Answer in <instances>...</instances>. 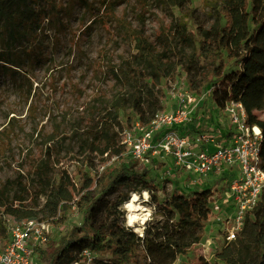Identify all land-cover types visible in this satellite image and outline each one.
I'll return each mask as SVG.
<instances>
[{
	"label": "trees",
	"instance_id": "1",
	"mask_svg": "<svg viewBox=\"0 0 264 264\" xmlns=\"http://www.w3.org/2000/svg\"><path fill=\"white\" fill-rule=\"evenodd\" d=\"M81 2L97 18L99 10L86 0ZM98 2L103 8L100 13L112 17L110 1ZM206 7V18L193 7L180 13L175 25L178 38L196 47L179 66L187 86L196 92L209 90L218 109L231 101L241 104L246 123L261 132L264 169V0H208ZM60 12L57 0H0V76L15 79L23 72L28 78L30 43L48 14L57 17ZM134 45L143 57L141 64L150 71L140 74L135 61H126L124 77L131 82L148 80L147 85L133 84L129 96H121L105 112L87 117L85 127L74 132L70 151L76 153L71 158L79 181L60 165L58 155L63 149L54 152L49 147L13 175L0 179L3 245L9 241L10 221L35 218L57 225L67 219L73 206L79 213V223L36 249L37 264H71L81 259L84 249L93 253L89 264H173L179 257H187L202 239L213 191L202 188L185 193L174 187L158 201L150 172L139 169L131 155L126 160L122 157L120 113L129 108L137 121L147 123L161 108L154 89L169 71L166 50L156 53L153 45L140 37H135ZM111 157L116 162L108 164ZM97 165L104 166L98 169ZM136 189L147 190L161 214V219L144 227L142 235L121 223L115 213ZM193 264H264V192L246 213L235 238L224 240L215 252L214 261L199 255Z\"/></svg>",
	"mask_w": 264,
	"mask_h": 264
},
{
	"label": "rangeland",
	"instance_id": "2",
	"mask_svg": "<svg viewBox=\"0 0 264 264\" xmlns=\"http://www.w3.org/2000/svg\"><path fill=\"white\" fill-rule=\"evenodd\" d=\"M57 1L61 12L57 17L48 14L42 22L41 31L30 43L32 49L31 63L27 68L28 78L23 72L17 74L15 79L7 75L0 76V179L13 175L21 165L25 166V163L39 157L49 147L54 152L63 149L61 156L58 155L60 165L67 167L75 181H79L71 158L76 153L70 151L74 132L85 127L87 117L97 116L110 108L119 97L129 96L134 89L133 84L147 85L148 80L131 82L124 77L126 61H135V69L140 74L150 71L140 62L144 60L135 49V37L153 45L156 53L166 50L168 75L161 77L154 89L156 92L158 90L159 111L171 110L175 103L171 96L173 86L195 96L204 95L206 102H209L206 91L196 92L187 86L186 75L179 66L180 62L187 60L196 44H184L175 31L180 13L188 7L195 8V13L202 17H209L206 7L208 0H109L112 17L100 13L103 8L99 0H86L94 10H99L97 18L93 17L92 10L87 9L81 0ZM207 114L201 118L198 131L195 132H217L216 128H211L215 122L213 115ZM216 114L214 118L221 119V125L229 131L230 127L226 126L227 123L230 125L227 115ZM119 119L122 124L119 132L121 140V131L131 127L137 120L129 108L120 113ZM124 150L122 157L126 160L130 154L125 146ZM77 158L80 159V156ZM110 162H116L115 157H111L107 163ZM137 162L138 168L147 169L154 179V194L158 201L165 199L174 187L185 193L202 188L213 191L202 239L187 257H179L173 264H193L199 255L213 262L215 252L223 246L226 229L232 227L230 185L237 170L232 174L223 171L221 174L207 175L201 182L193 184L187 177L181 176L182 173L173 167L168 156L159 154L148 164ZM104 165H97V168L102 169ZM134 193L140 206L148 212L146 219L136 224V227L127 225L124 202L116 207L115 213L121 223L142 235L144 227L161 219V214L156 211V204L147 190L136 189ZM80 220L73 206L67 219L61 223L55 225L44 222L47 240H57ZM45 243L34 247L31 264H37L36 249ZM4 245L0 240V251Z\"/></svg>",
	"mask_w": 264,
	"mask_h": 264
},
{
	"label": "built area",
	"instance_id": "3",
	"mask_svg": "<svg viewBox=\"0 0 264 264\" xmlns=\"http://www.w3.org/2000/svg\"><path fill=\"white\" fill-rule=\"evenodd\" d=\"M171 94L175 101L171 110L157 112L145 124L135 121L131 127L121 131L120 143L132 158L143 164L150 163L159 154L168 156L173 167L182 173L181 176L187 177L193 184L201 182L207 175L223 171L234 173L236 169L230 185L232 227L226 229L224 237L227 241L232 240L246 213L264 192L261 132L257 126L246 123L241 104L231 101L221 109L229 119L227 134H216V131L210 130L182 133L179 127L188 126L195 119L197 96L187 90L175 89V86ZM11 223L10 239L0 251V264H31L34 247L47 241L45 223L35 218ZM92 260L93 253L84 249L81 259L71 264H89Z\"/></svg>",
	"mask_w": 264,
	"mask_h": 264
},
{
	"label": "crops",
	"instance_id": "4",
	"mask_svg": "<svg viewBox=\"0 0 264 264\" xmlns=\"http://www.w3.org/2000/svg\"><path fill=\"white\" fill-rule=\"evenodd\" d=\"M209 95V102H206V98L204 97H200V96H197L196 97V108L194 109V113H195V119L187 126H182V127H179V130L183 131V132H195V131H198L197 129L199 128V124L201 123L200 121H202V117H205L206 113H208L207 115L210 116V115H213V119L215 120V122L213 123V125L211 126V128H216L217 129V132H221V133H227L228 130L225 129V127H223L221 124H223V121H221V119H219L218 117H215L214 116H217L216 113H223L221 109H218L212 102H211V99H210V93H208ZM228 118V117H227ZM229 120V119H228ZM218 122V123H217ZM220 124V125H218ZM227 128L228 126L230 127V125H228L227 123ZM229 174H232V173H229Z\"/></svg>",
	"mask_w": 264,
	"mask_h": 264
},
{
	"label": "bare ground",
	"instance_id": "5",
	"mask_svg": "<svg viewBox=\"0 0 264 264\" xmlns=\"http://www.w3.org/2000/svg\"><path fill=\"white\" fill-rule=\"evenodd\" d=\"M146 197V191L143 192ZM124 208L127 212V225L136 227V224L141 223L146 219L148 212L140 206L137 195L132 192L128 200L124 202Z\"/></svg>",
	"mask_w": 264,
	"mask_h": 264
}]
</instances>
